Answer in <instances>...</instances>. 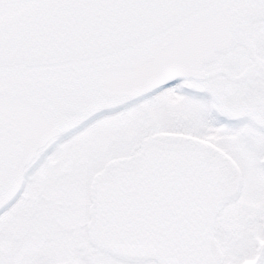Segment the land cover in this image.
I'll use <instances>...</instances> for the list:
<instances>
[{"label": "snow or ice", "instance_id": "1", "mask_svg": "<svg viewBox=\"0 0 264 264\" xmlns=\"http://www.w3.org/2000/svg\"><path fill=\"white\" fill-rule=\"evenodd\" d=\"M0 264H264V0H0Z\"/></svg>", "mask_w": 264, "mask_h": 264}]
</instances>
